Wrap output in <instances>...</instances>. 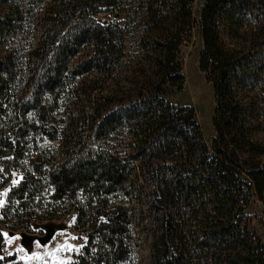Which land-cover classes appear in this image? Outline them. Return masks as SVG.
Segmentation results:
<instances>
[{"label": "trees", "instance_id": "1", "mask_svg": "<svg viewBox=\"0 0 264 264\" xmlns=\"http://www.w3.org/2000/svg\"><path fill=\"white\" fill-rule=\"evenodd\" d=\"M194 1L0 0L11 227L75 211L88 237L70 264H133L134 240L140 264H264L246 213L264 205V0ZM195 27L211 145L194 105L165 97Z\"/></svg>", "mask_w": 264, "mask_h": 264}, {"label": "rangeland", "instance_id": "2", "mask_svg": "<svg viewBox=\"0 0 264 264\" xmlns=\"http://www.w3.org/2000/svg\"><path fill=\"white\" fill-rule=\"evenodd\" d=\"M203 0L194 1V11L197 14ZM203 47L201 34L197 27L192 30L188 40L181 47L183 59V72L186 81L182 89L172 90L165 97L175 104H192L196 109L198 121L202 125L204 137L208 145H211L215 129L212 123L213 108L215 104L212 84L207 81L205 73L199 67V54ZM6 171L0 173V230L3 235L0 257L7 258L5 264H70L82 252L87 241V233L76 227L75 211L62 212L59 217L42 220L41 223L54 222L61 224L49 241L42 244L35 239L31 246L26 247L22 243V233L42 235L45 228L35 226L34 220L29 227H11L10 214L4 213L6 197L9 189L21 178L22 172L13 169L7 182L4 181ZM46 197L47 194L42 192ZM251 224L264 242V205L256 197L252 196L246 209ZM133 264H140L141 247L137 240L133 241Z\"/></svg>", "mask_w": 264, "mask_h": 264}, {"label": "water", "instance_id": "3", "mask_svg": "<svg viewBox=\"0 0 264 264\" xmlns=\"http://www.w3.org/2000/svg\"><path fill=\"white\" fill-rule=\"evenodd\" d=\"M42 227L45 228V233L42 235H34V234H29L26 232L22 233V243L26 246L29 247L32 245L33 241L35 239H38L40 243L44 244L47 241L50 240V238L53 236L57 228L62 227L61 224L54 223V222H45L42 224Z\"/></svg>", "mask_w": 264, "mask_h": 264}]
</instances>
